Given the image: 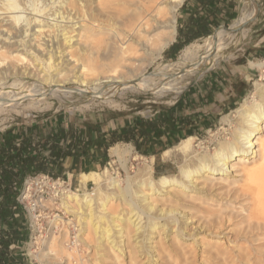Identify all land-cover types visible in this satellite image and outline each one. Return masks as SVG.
<instances>
[{"label":"bare ground","instance_id":"bare-ground-1","mask_svg":"<svg viewBox=\"0 0 264 264\" xmlns=\"http://www.w3.org/2000/svg\"><path fill=\"white\" fill-rule=\"evenodd\" d=\"M110 1L0 0V120L13 113L28 117L31 112L49 107L51 99L74 105V97L86 98L79 106L89 108L103 92L113 95L103 101L108 105H118L114 97L127 91L151 93L158 99L169 93L179 94L185 87L182 80L204 74L225 56L232 41L240 36L246 38L247 23L256 11L255 0L243 1L239 15L229 29L209 35L201 53L193 51V42L187 45L182 51L183 58L177 61L180 72L170 73L165 68L168 64L152 71L148 68L175 40L177 11L185 0L127 1L130 12L122 13L125 15L122 23L112 20ZM29 7L35 12L32 16L27 12ZM37 13H44L43 18ZM251 65L264 69V61H254ZM184 67L188 69L182 70ZM257 92L259 99L254 95L250 101L247 97L237 107L240 126L235 130L234 138L221 141L214 153L205 154L192 166H183L182 179L167 175L156 179L153 166L148 164L140 170L144 178L136 182L137 187L132 176H127L124 186L122 179L113 176L108 168L81 173V189L79 187L77 191L56 187L57 192L62 191L64 208L75 213L79 223L83 224L77 238L85 242L87 238L95 239L97 252L102 256L107 251L112 252L119 263H122L121 258L128 257L130 264H159V251H170L163 239L175 233V236L191 240L193 245L187 250L188 254L195 253V245L196 250L202 246L205 254L202 263L210 260L216 264L211 258L227 254L228 249L221 242L211 248L206 238L224 239L227 235L230 243V232L223 227L234 214L229 211L227 221L219 217L217 222H198L186 212L179 215L167 202L181 200L179 192L186 189L197 194L207 190L214 193V185L207 179L215 174L227 180L238 176L243 180L241 192L249 195L251 202L245 208L250 229L244 238L251 245L259 241L253 251L257 258L251 259L250 264H263L264 251L260 248L264 247V84L257 87ZM195 138H184L180 148L189 151ZM111 149L120 159L125 154L119 145ZM163 155H170V149ZM154 159L152 157V161ZM233 160H237V165L231 164ZM234 172L240 174L233 175ZM105 179L107 189L104 188ZM89 182L95 185L92 191L88 188ZM231 183L227 184L228 188ZM175 186L179 189L174 190ZM116 200L127 203L128 208L111 212L110 204ZM85 232L86 237L83 236ZM68 234L66 230L65 235ZM56 239L53 236L49 248L40 254V258L61 252L70 260L75 259L77 264H86L83 258H77L71 252L77 254L76 245L70 251L63 241L57 243ZM213 248L217 251L213 252ZM183 259L184 264H192L190 261L196 258L190 260L184 256ZM242 259L237 263L242 264L244 259L249 261L247 257Z\"/></svg>","mask_w":264,"mask_h":264},{"label":"rangeland","instance_id":"rangeland-1","mask_svg":"<svg viewBox=\"0 0 264 264\" xmlns=\"http://www.w3.org/2000/svg\"><path fill=\"white\" fill-rule=\"evenodd\" d=\"M127 1L129 2L130 0L110 1L111 9L115 12H111L112 20L118 21V23H122L125 17V15H123L122 13L130 12L129 4L126 3ZM243 1L245 0H238V3L241 5ZM258 2L260 5V9L255 0L254 7L256 11L255 15L251 18V20L255 17L257 18L250 24L249 22L251 20L247 23L246 28H249V30L246 38L240 36V38L235 39L236 41H232L229 47L226 49L225 56H221L219 61L208 71L205 72L206 74H208L211 71L224 70L230 73L232 77H237L238 83L240 78H247V83H244L242 87H238V89L240 90H245L244 95L242 96L240 102L236 105V107H233L232 109L222 114V117L219 119V122H217L215 126L203 131L200 136H195L196 138L194 140L193 146L189 151H185L180 148L184 138L181 139L178 143L170 145L166 148L170 149V155L164 156L163 152L166 149L162 151L160 166H163V163L166 164L165 166H163V169H165V173L162 175L182 179L183 166H192L194 163H197L198 159L204 156L205 154L214 153L215 150L219 148L221 141L232 140L235 135V130L240 126V119L237 115L238 113L236 112L237 107H240L241 103H243L247 97L250 101L253 99L254 95L257 99H259L260 95L257 92V87L261 84H264V69L251 65V62L254 61H264V0H258ZM182 5L177 11V33L178 24L180 23L181 19L180 12ZM240 5L238 7L237 13L233 15L232 20H230L228 24H226L227 26L233 24V21L239 15ZM31 9L32 7H29V10H27L28 13L31 12V15L29 16L35 14V12ZM47 11H49V9H47L46 12ZM117 11H119L123 15V17L120 13H116ZM258 13L259 15L257 16ZM43 14L44 13H37L40 18H43ZM4 15L5 14L1 16ZM50 18L52 19V17ZM224 29L226 28L214 31L215 33H217L219 31H223ZM207 37L208 36L200 37L198 38V40L196 39L195 41H193L194 44L192 45V49L195 53L198 54L203 51L204 48L202 45H204V43L206 42ZM46 39H48V37H46ZM170 46H168L163 52L162 56L148 68V71H152L157 67H161V65L163 67L164 65L168 64L165 66V68L167 67L166 69L168 72H180V70H178L180 63L178 62L179 60H181V58H183L182 51L187 45L183 47L175 56H169L166 54V51L169 49ZM186 69L188 68L184 67L182 70ZM205 73L190 79L182 80L181 82L185 85V87L183 88V91L181 93L177 94L171 92L173 94L169 93L163 98L159 99L151 93H134L131 91H127L125 94H122L123 96L117 95V98L114 97V100L118 105H108L104 102L106 99L113 98V95L108 92H103L100 94V96L97 97L98 100L96 101V103L90 105L89 108L79 106L80 103H82V101H84L86 98L80 99L79 97H74L73 100H76V103H74V105L71 102L60 103L56 99H51L49 101V104H51L49 107L41 111L38 110L35 112H31L28 117H21L14 113L11 115H7L4 120H0V130L5 132L7 130L21 126H30L31 124L36 123L39 124L40 121H47L52 118L54 119L55 117L60 116V114L65 115L67 117L74 116L75 120L78 122H92L98 120L105 125L112 124L113 122H120L121 124H123L124 122H127L128 120H131L135 117L153 116L161 112L163 109L173 106L179 100L180 96L193 83H195L197 80L202 79L206 75ZM81 105H83V103ZM115 145H119L125 150V154L123 155V157L120 159L119 157L114 155L112 153V149L110 148L108 150V158L104 160L102 164L99 165V168L96 171H102L105 168H108L113 176H118L122 179L124 186L126 185L125 180L127 176L130 175L135 178L133 182L134 186L137 187L136 182L144 178V176H141L140 173L141 168L145 165L151 164L154 169L153 176L158 179L159 176L155 173V159L154 161H152V155H144L139 153L132 143L118 142ZM124 160H126V162ZM123 161L124 163H126V166L123 165ZM236 162L237 160H233L231 164L235 163V165H237ZM234 174L239 175L240 173L234 172L233 175ZM207 180L210 185L211 183L214 185L212 186V191H214V193L210 194L211 191L207 190L208 192H201L197 194L192 192V190L186 189L183 192H179L181 200H172L167 202L171 204L169 208L175 209V212H178L179 215L181 214V212H186L189 216L193 215L195 219L198 220V222L201 221L204 223H207V221L210 220L217 222L219 217H222V220L227 221L229 218L230 211L231 214H234V216L231 215L232 220L229 221V224H227V222L223 229L225 231L227 229L229 230L230 234L228 236L231 237L230 239L232 241L230 243L228 242L227 235L224 239L215 236H209L208 238H206L207 243L208 241L211 243V248L216 247L217 242H221L223 247L228 249V253L219 254L217 259L211 257L210 258L211 260L214 259L213 261L216 262V264H240V262L237 263V260H243L242 258L247 257V259L249 258V261L244 259L243 263L250 264L251 259L257 258V255L254 253V248L256 249V247L254 246H257L259 241H256L253 243L254 245H251V243H249L248 240L244 238L247 234V231L250 229L247 219L245 217L248 214V212L245 211V208H247L251 202L249 195L241 192V188L243 187L242 177L233 176L229 180H227L224 176L220 174H215ZM106 181L107 180L105 179V189L108 188ZM229 182L232 183L228 188L227 184H229ZM68 183L72 185V190L74 191H77L79 187L81 189L79 175H76L74 177L72 175H68ZM178 187L179 186H175L173 188L174 190H178ZM88 188L92 191L95 188V185L90 182ZM61 189L66 190V188L64 187L60 188V190ZM55 192L57 193V191ZM59 193L60 200H54L55 202L53 201L51 205V207L54 208L55 213L52 214L50 220L53 229L50 231L47 238L37 242L33 241L30 245H28L30 230L28 228V221H26V229L28 232V236L21 246L25 256L30 261L36 264H77L75 259L70 260L67 255H64L61 252L56 256H50L46 259L40 258V254L47 250L50 240H52L53 236H55L57 237V243L63 241V244L70 251L74 250L73 245H76L75 249L78 251L77 254L74 251L71 252L74 255H77V258H83L82 260H84L86 264H130V262H128V257H124V259L121 258L120 262L122 263H119L115 260L114 254L109 251L105 252V254L102 256L101 253L97 252V243L96 240L93 238H87V242L82 241L80 238H77L76 235L77 233H81L79 230L83 227V224L81 222L79 223V218L75 215V213L69 212L67 211V209L64 208V206L62 205V191H59ZM154 195H158V193H154ZM161 197L162 194L159 195V198ZM127 208V203L121 202V200H116V202H111L110 204V210L114 213L121 209L126 210ZM232 209L233 211H231ZM218 212H221L219 216ZM56 215H59L60 217H56ZM24 216L25 219H27L26 215ZM55 217L57 218L56 220H54ZM227 226L228 228H226ZM66 230L67 234L69 230V234L67 236L65 235ZM261 231L262 230H260V232ZM202 235L203 234L200 233L199 236L202 237ZM83 236L86 237V232ZM156 240H158V238H156ZM163 243L166 247H168L170 251H159V264H184V259L182 260L184 256L188 257L190 260L196 258L195 260L190 261L192 262V264H203L202 258L205 254L202 252V246L201 248L199 247L196 250L197 245H195V253H187V250L192 249L193 244H191V240H186L182 236L179 237L175 236V233H170L168 234L166 239H163ZM260 249L264 251V247H261ZM212 251L216 252L217 250L213 248ZM30 252L32 253V255H30ZM220 255L223 257H221ZM208 262L209 263L204 264H215L212 263V261L210 260H208ZM131 264L135 263L132 262ZM187 264L190 263L188 262Z\"/></svg>","mask_w":264,"mask_h":264},{"label":"trees","instance_id":"trees-1","mask_svg":"<svg viewBox=\"0 0 264 264\" xmlns=\"http://www.w3.org/2000/svg\"><path fill=\"white\" fill-rule=\"evenodd\" d=\"M197 2L201 9H205L206 5L214 7L215 0ZM207 13L206 16L189 18L178 28L177 40L166 51L167 55L175 56L196 39L213 34L218 25H212L210 17L214 11L207 9ZM179 103L153 117H136L133 125L109 129L106 133L101 132L100 123L87 122L86 132L70 123L65 127V121L57 116V131L51 128L45 135L37 130L24 134L19 140L17 137L7 138L6 143L0 146V264H32L21 248L28 232L27 219L18 204V196L28 176L44 173L66 179L68 174L65 171L72 169L71 165H66L69 159L84 156L95 147L106 160L108 150L118 142L132 143L139 153L155 155V173L160 176L165 173V169L160 167L162 151L190 135L200 136L206 128L212 127L205 124L201 127L197 118L174 110ZM50 120L54 121L53 118ZM182 131L185 135L178 133ZM92 170L96 169L90 168L87 172Z\"/></svg>","mask_w":264,"mask_h":264},{"label":"crops","instance_id":"crops-1","mask_svg":"<svg viewBox=\"0 0 264 264\" xmlns=\"http://www.w3.org/2000/svg\"><path fill=\"white\" fill-rule=\"evenodd\" d=\"M197 1L198 0H187L185 1L186 4L182 5L180 12L181 19H180V23L178 24V28L183 26L185 21L188 20L189 18L191 19L192 17H196V16L198 17L206 16L208 14L207 9L208 10L210 9V11H214V13L210 17L211 19L214 20V21L212 20L213 23L212 25H218V27L221 25H226L230 20H232L233 15L237 13L238 7L240 5L238 3V0H215V3H213L214 7H210L206 5L205 9H201V7L199 6V2ZM212 25L211 28H213ZM176 40H177V36L175 41ZM246 79L247 78H240L238 83L237 77H232V75L227 71L224 70L211 71L208 74H206L202 79L197 80L195 83H193L180 96L178 100L180 101V103L174 110L179 111L180 113H182V115H191L195 119L197 118L198 120H200V124H198L199 126L205 124V126L211 125L213 127L216 125L217 122H219V119L222 117L223 113L232 109L240 102V99L244 95L245 90L244 89L240 90L238 89V87H242L244 83H247L248 80ZM153 116H148V117H153ZM68 117L61 114L59 116V119L61 121L63 120L65 121V127H68V124L70 123L71 125H74L75 127L79 128L82 132H86L85 125L87 122L94 124L100 123L99 125L101 127V132H105V133L109 129L113 130L117 128H123L126 125H130V124L133 125L134 120L136 119L135 117L131 120H128L127 122H124L123 124H121L120 122H113L112 124L105 125L98 120L92 122L89 121L78 122L75 120L74 116H68ZM55 121H57L56 117L54 118V121L52 120L40 121L39 124H35L34 126H32L33 124H31L30 126H21L11 129L10 132L7 131L4 132L0 130V146L5 144L7 141L6 139L10 137L11 138L17 137L19 140L24 134L33 133L36 132L37 130L41 132L42 135L48 133L51 128L57 131L58 125L57 122ZM212 127H208L205 130ZM178 133H182L183 135H185V131ZM190 136H197V135H190ZM152 156L155 157V155ZM103 162L104 160L102 158V155L95 147L94 148L92 147L91 150L86 155L76 156L73 157V159L72 158L69 159L66 165L67 166L71 165L72 169L66 170L65 173H67L68 175H72L74 177L76 175H80L83 172H87V170L90 168H95L97 170L99 168V165L102 164ZM163 166H165L164 163ZM163 166L160 167L162 168ZM96 170H92V171H96ZM23 255H25L24 252ZM28 261L32 264L34 263L29 259Z\"/></svg>","mask_w":264,"mask_h":264},{"label":"built area","instance_id":"built-area-1","mask_svg":"<svg viewBox=\"0 0 264 264\" xmlns=\"http://www.w3.org/2000/svg\"><path fill=\"white\" fill-rule=\"evenodd\" d=\"M56 187L72 189L68 178H54L44 173L28 176L25 181L23 190L18 196V204L28 221L30 230L28 245L33 241L44 240L53 229L50 219L55 212L51 205L54 200H60V193L55 192Z\"/></svg>","mask_w":264,"mask_h":264},{"label":"water","instance_id":"water-1","mask_svg":"<svg viewBox=\"0 0 264 264\" xmlns=\"http://www.w3.org/2000/svg\"><path fill=\"white\" fill-rule=\"evenodd\" d=\"M256 2H257V4H258V7H259V9H260V5H259V2H258V0H256ZM259 13H260V11H259ZM259 13L257 14V16L259 15ZM257 17H255V18H253L250 22H249V24L251 23V22H253L255 19H256ZM225 27V28H227V29H229V26H226V25H221V26H219V27ZM218 27V28H219ZM215 32V31H214ZM213 32V33H214Z\"/></svg>","mask_w":264,"mask_h":264}]
</instances>
